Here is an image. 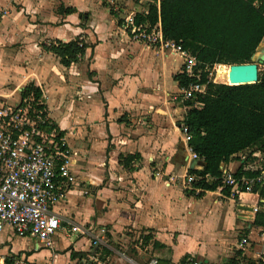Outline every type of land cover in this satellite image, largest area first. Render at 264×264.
Returning a JSON list of instances; mask_svg holds the SVG:
<instances>
[{
  "label": "crops",
  "instance_id": "0c3cea01",
  "mask_svg": "<svg viewBox=\"0 0 264 264\" xmlns=\"http://www.w3.org/2000/svg\"><path fill=\"white\" fill-rule=\"evenodd\" d=\"M32 2L0 0V85L6 81V70L12 71L15 81L23 80L2 98L8 101L17 90L16 98L10 101L18 102L28 83L41 90L47 118L76 152L70 167L75 185L53 209L60 229L51 237V247H42L36 239L17 237L8 227L0 233L7 238L0 242L8 243L12 254L20 253L17 263L25 254L23 260L35 264H85L94 251L90 240L96 239L112 251L106 256L108 264H131L127 258L144 264L145 252L134 243L150 233L148 249L160 264H186L185 257L200 264H224L239 250L241 238L236 239V233L245 222V233L254 227L255 213L262 205L259 197L241 193L235 198L217 188L197 197L201 190L183 186L188 170L200 171L203 164L189 168L186 141L178 127L182 108L162 104L156 92H164L161 85L150 88L153 84L144 78L141 53L132 56L147 46L124 35L118 25L119 14L115 13L113 20L108 8L99 3L93 6L90 21L83 23L80 20L88 11L85 0H72L63 7H75L77 13L64 15L59 10L54 19L61 24L54 28L52 17L48 24H35L32 17H37L39 10ZM140 3L135 2L134 9L146 7ZM78 12L85 13L84 18ZM76 37L87 48L69 67L42 49V44L51 40L68 42ZM10 45L14 48L6 49ZM177 59L175 63H179ZM172 82L169 87L178 92L177 82L173 78ZM118 118L122 121L117 122ZM129 154L137 157L124 168L120 159ZM245 158L246 153L236 155L221 166L236 173L245 161L243 170L254 169V162ZM68 196L73 200L68 201ZM73 226L81 231L71 232ZM13 237L26 240L30 246L13 251L9 240ZM151 241L163 247L153 248ZM127 244H132L128 252L142 262L126 254ZM41 251L45 255L37 259ZM71 251L81 256L72 259ZM242 255L256 261L264 257V244L251 243Z\"/></svg>",
  "mask_w": 264,
  "mask_h": 264
},
{
  "label": "trees",
  "instance_id": "16d2710c",
  "mask_svg": "<svg viewBox=\"0 0 264 264\" xmlns=\"http://www.w3.org/2000/svg\"><path fill=\"white\" fill-rule=\"evenodd\" d=\"M257 0H160L159 18L163 38L180 44L181 48L196 58L197 68L201 70L200 79L187 78L181 72L173 75L178 87H186L190 82L205 85L204 94H196L189 100L181 101L185 113L178 127L185 126L189 139L187 145L202 162L200 171L188 170L201 179L194 181L193 189L214 191L220 184V165L229 162L236 155L246 153V160L252 162L250 153L258 150L264 154V68L258 67V79L253 84L227 85L214 83L208 79V73L214 65L245 64L250 62L257 46L264 38V6L255 4ZM77 13L75 7L60 8V14ZM114 16L116 14L110 10ZM80 18L85 13L78 12ZM146 20L150 25L158 21L156 6L149 5L145 17L137 16L136 22ZM87 45L80 37L62 42L51 40L42 44V49L55 55L62 66L69 67L77 63L85 54ZM32 93L34 102L42 100L41 90L33 83L24 86L20 93L25 98ZM201 106H198L197 104ZM37 108L45 110L43 103ZM118 118L117 122H121ZM61 135H63L61 133ZM136 155L122 156L121 165L130 166ZM236 176H256L258 171L242 169ZM209 177V180L206 178ZM228 195L229 189H223ZM253 191L264 198V182L255 184ZM237 198V196H234ZM252 226L264 228V208L255 213ZM150 233L142 236V246L151 239ZM153 248L163 247L157 241H151ZM98 246V247H97ZM94 253L100 258L112 251L106 245H97ZM92 252V253H93ZM81 256L71 251L74 259ZM185 257L184 263H186ZM0 264H35L26 259L17 263L19 255L10 254L0 257ZM20 261V260H19ZM224 264H264V257L254 261L242 255L240 250L227 259Z\"/></svg>",
  "mask_w": 264,
  "mask_h": 264
},
{
  "label": "built area",
  "instance_id": "2783aa9c",
  "mask_svg": "<svg viewBox=\"0 0 264 264\" xmlns=\"http://www.w3.org/2000/svg\"><path fill=\"white\" fill-rule=\"evenodd\" d=\"M144 3L145 8L135 7L134 10L119 16L120 30L131 41L154 47L161 52L169 50L175 53L181 60L180 72L187 78L198 81L201 70L197 68L196 58L183 50L180 44L163 38L159 18L160 0H144ZM255 4L264 6V0H257ZM149 5L157 8V23L153 26L146 20L137 23V16L145 17ZM1 14H5V11ZM215 66L219 64L214 65L213 68ZM224 66L229 68V65ZM210 74L211 72L208 73L209 80H211ZM204 92V84L190 82L186 87H179L178 98L180 101L189 100L194 95ZM41 104V100L34 102L32 93L25 98L20 97L15 104H10L0 97V233L8 227L13 235L36 239L42 243V247L49 248L52 246L51 237L60 229L59 218L53 209L64 200L67 192L75 185V176L70 167L76 152L68 147L59 128L47 118L45 110L37 108V105ZM197 105L201 106L199 103ZM180 132L187 145L189 139L187 128L181 126ZM185 149L190 160H197L196 154L188 145ZM250 156L254 158L250 163L254 162L255 168H247L245 171H258V174L251 177L236 176L221 164L220 184L217 189H229L230 195L249 193L259 197L253 191V187L257 183L264 182V154L255 150ZM201 178L197 174H187L183 186L198 192L201 189H193L191 184ZM259 201L264 205V198L259 197ZM253 211H257V208ZM80 231L79 226L71 228V232ZM136 243L143 252L147 251L148 245L142 246L141 238L134 244ZM97 245L99 241L94 239L92 246ZM247 245V239L242 238L237 247L244 252ZM39 246L38 243L37 248ZM127 261L136 264L131 258H127ZM85 264H108V262L107 257L101 259L97 251L90 255ZM144 264H159V262L151 257ZM186 264H200V262L188 257Z\"/></svg>",
  "mask_w": 264,
  "mask_h": 264
},
{
  "label": "rangeland",
  "instance_id": "374dc122",
  "mask_svg": "<svg viewBox=\"0 0 264 264\" xmlns=\"http://www.w3.org/2000/svg\"><path fill=\"white\" fill-rule=\"evenodd\" d=\"M80 1H84V0H80ZM141 1V5L143 6L144 0H85V9L88 10L87 11V17L83 20H80L83 23H86L87 21H90L92 15H93V6L97 5L100 3V7H107L108 10L110 11V9L116 13L117 15H123L124 13L134 9V3L135 2H140ZM72 2V0H33L32 2V6H34V8L38 7V12H39V17H32V20L35 22V24H48L47 19L48 18H53L52 22L50 23L54 28L58 27L61 23H59L58 21H56L54 19V17L59 14V10L61 8V6L65 5V4H70ZM39 3H42V7L39 8ZM98 6V5H97ZM15 7H19V6H15ZM19 8H17L18 10ZM112 15V14H111ZM41 16V17H40ZM113 16V15H112ZM115 16V15H114ZM112 17V19L114 20L115 17ZM118 19V17H117ZM40 40H45V39H40ZM10 48H14V46H7L6 49L10 50ZM141 50L136 52H133L132 56H138V53L140 52L141 54L140 59L141 64L143 66H145V75L144 78L147 79V82L151 81L153 86L150 88H154L156 85H161L162 89H163V93L159 90H157L156 92L158 93V96H161V102L162 104H170L171 107H180L182 108V111L180 113V121H182L184 113H185V108L181 105V101L178 98V92L175 91L174 87H169L168 84L173 83L172 82V77L173 75L177 74L178 72H180V58L175 54L172 53L171 51L167 50L165 52H161L159 50H157L154 47H143L140 48ZM178 58V59H177ZM175 59H177V61L179 63H175ZM9 61V60H8ZM11 65H15L17 66V64H14L11 61ZM263 67V66H261ZM216 68L217 66H215L213 69H211V74H210V78L214 83H217L214 81V76L216 73ZM264 68V67H263ZM9 70V69H8ZM5 77L6 81H4V83L2 85H0V97H4L2 95H6V94H10L11 91H13L18 84L22 83L23 80H17L15 81V78L13 77L12 71H5ZM7 74V75H6ZM158 76V79H157ZM149 84H151L149 82ZM166 84V86H164ZM150 90V89H149ZM18 91H14L13 95L11 94V97H8V103L10 104H15L12 103L11 101L14 100L17 96ZM151 92H147V95L150 94ZM11 100V101H10ZM179 118V117H178ZM179 120V119H177ZM90 126V125H89ZM88 134H91V127L88 128ZM75 157V156H74ZM69 197V196H68ZM68 201L73 200V197H69ZM264 205H261V208H263ZM247 224L248 222H245L243 228L241 230H239L236 235L235 238L237 239L238 236L239 239L246 237L247 241H248V245L246 246L247 248L251 247V243L254 246H258L260 244H264V228H258V227H252L250 228V230L248 231V233H245V230L247 228ZM6 235L5 234H0V240L2 239H6ZM9 240L11 241V248L13 251H18L21 248L27 247L28 245L30 246L29 243L26 242V240L23 239H19L17 237H13V238H9ZM93 240L91 239L90 242H92ZM107 241V240H106ZM100 245V244H99ZM132 244H127V255L128 256H132L135 259L139 260L142 262V258L140 259L139 257H135L134 255L131 254V251L128 252V250H130ZM98 247V246H97ZM236 247V246H235ZM141 252V251H140ZM143 253V252H141ZM12 254L9 248V244L8 243H2L0 242V257H5L7 255ZM20 255V253H18ZM45 255V251H41L38 253L37 255V259L42 258ZM154 255L153 250H147L145 252V260H148L149 258H151ZM21 259L23 260L25 258V254L20 256ZM113 262H116L113 261ZM116 264V263H115Z\"/></svg>",
  "mask_w": 264,
  "mask_h": 264
},
{
  "label": "water",
  "instance_id": "95a60500",
  "mask_svg": "<svg viewBox=\"0 0 264 264\" xmlns=\"http://www.w3.org/2000/svg\"><path fill=\"white\" fill-rule=\"evenodd\" d=\"M264 67V42L262 41L256 48L254 54L250 58L249 63L229 65L228 80L231 85L253 84L258 79V67ZM189 168L193 169L195 165H201L198 160H190ZM243 210H251V208L239 206ZM160 264V262H159Z\"/></svg>",
  "mask_w": 264,
  "mask_h": 264
},
{
  "label": "bare ground",
  "instance_id": "6f19581e",
  "mask_svg": "<svg viewBox=\"0 0 264 264\" xmlns=\"http://www.w3.org/2000/svg\"><path fill=\"white\" fill-rule=\"evenodd\" d=\"M228 72H229V68L227 66L224 65L217 66L216 73L214 76V81L221 84L231 85L228 80Z\"/></svg>",
  "mask_w": 264,
  "mask_h": 264
}]
</instances>
